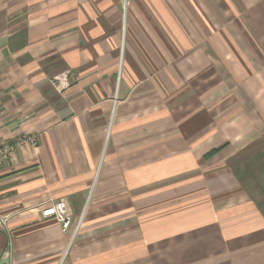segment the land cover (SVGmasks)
<instances>
[{
	"label": "crops",
	"instance_id": "1",
	"mask_svg": "<svg viewBox=\"0 0 264 264\" xmlns=\"http://www.w3.org/2000/svg\"><path fill=\"white\" fill-rule=\"evenodd\" d=\"M31 135L0 264H264V0H0V139Z\"/></svg>",
	"mask_w": 264,
	"mask_h": 264
},
{
	"label": "built area",
	"instance_id": "2",
	"mask_svg": "<svg viewBox=\"0 0 264 264\" xmlns=\"http://www.w3.org/2000/svg\"><path fill=\"white\" fill-rule=\"evenodd\" d=\"M121 1L124 5V9L126 10L129 5V0H121ZM23 142H29L35 145L37 143V136L34 135L26 136L25 138H22L20 141L15 142L14 144L5 142L4 140L0 139V165L13 158L15 156L18 146ZM42 215L44 217H52V216L55 217L62 224V229L65 232L71 231L72 216L69 212V207L65 201L63 200L55 201L43 207ZM8 220H9V216H4V215L0 216L2 229L7 228ZM76 231L77 229H75V231L72 232L73 233L72 238L74 237Z\"/></svg>",
	"mask_w": 264,
	"mask_h": 264
},
{
	"label": "rangeland",
	"instance_id": "3",
	"mask_svg": "<svg viewBox=\"0 0 264 264\" xmlns=\"http://www.w3.org/2000/svg\"><path fill=\"white\" fill-rule=\"evenodd\" d=\"M129 4H130V0H129ZM13 144H14V143H13ZM74 227H75V226H74ZM75 229H78V228H76V227H75V228H73V231H75Z\"/></svg>",
	"mask_w": 264,
	"mask_h": 264
}]
</instances>
